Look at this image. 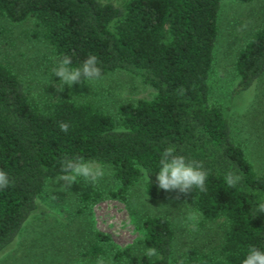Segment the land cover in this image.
I'll return each instance as SVG.
<instances>
[{
  "label": "trees",
  "instance_id": "16d2710c",
  "mask_svg": "<svg viewBox=\"0 0 264 264\" xmlns=\"http://www.w3.org/2000/svg\"><path fill=\"white\" fill-rule=\"evenodd\" d=\"M119 1L0 0V17L33 20L58 63L68 55L75 67L95 54L101 75L124 70L155 91L150 99L121 103L114 114L65 93L53 99L32 97L0 61V170L12 181L0 190V250L37 209L44 181L61 174L65 156L109 164L118 183L113 195L123 198L144 178L145 193L160 199L164 190L155 179L160 154L175 145L177 153L202 162L208 171L207 191L194 189L187 195L203 218L219 222L218 242L207 248L190 245L174 254L170 219L146 216L141 242L158 255L116 248L111 264H241L251 246L264 251V213L255 214L264 202V170L252 168L243 146L233 141L221 106L207 93L223 0ZM231 67L236 95L264 70V25L236 51ZM61 122L70 125L67 133L60 131ZM233 168L243 179L230 187L226 173ZM142 169L152 170L149 182ZM82 196L88 198L87 193ZM110 239L109 232L94 230L82 254L99 257L101 242Z\"/></svg>",
  "mask_w": 264,
  "mask_h": 264
},
{
  "label": "rangeland",
  "instance_id": "374dc122",
  "mask_svg": "<svg viewBox=\"0 0 264 264\" xmlns=\"http://www.w3.org/2000/svg\"><path fill=\"white\" fill-rule=\"evenodd\" d=\"M217 24L206 78L207 93L210 100L221 106L233 141L243 146L252 168L259 173L264 170V70L247 89L234 95L231 89L236 76L231 65L236 51L251 32L264 25V0L245 3L223 0ZM37 29L31 19L14 22L0 17V61L13 71L32 97L53 99L65 93L75 100L90 99L115 114L121 103L154 96V89L140 77L116 69L98 80L83 82L82 78L80 84L64 86L52 74L58 62ZM101 164L105 169L102 179L89 183L81 178L68 191L58 189L63 181L49 186L46 179L36 198L37 209L14 241L0 250V264H96L99 257L112 262L111 253L122 247L142 254L146 248L141 242V223L151 215L170 219L174 254L190 245L207 248L218 242L219 222L203 218L189 195L164 190L160 199H153L143 189L144 178L133 184L123 198L113 195L118 183L111 166ZM83 193L88 198L84 199ZM96 229L109 232L111 239L101 242L103 252L99 257L90 258L82 252L93 240Z\"/></svg>",
  "mask_w": 264,
  "mask_h": 264
},
{
  "label": "clouds",
  "instance_id": "9594fccd",
  "mask_svg": "<svg viewBox=\"0 0 264 264\" xmlns=\"http://www.w3.org/2000/svg\"><path fill=\"white\" fill-rule=\"evenodd\" d=\"M101 71L98 57L95 54H89L79 66L75 67L72 66L71 57L65 55L60 59L58 65L53 68L52 74L59 77V81H62L64 86H72L73 84H80L82 78L83 82L100 79ZM57 89L63 90V87H57ZM181 92H183V89H181ZM69 128L70 125L67 122L59 124L61 132L67 133ZM151 171L142 169L148 182ZM60 172L61 174L55 176V179L49 178V186L50 184L63 181V184L58 188L63 191H68L71 185L79 183L78 181L81 178L89 183H96L105 176L104 166L99 161L86 159L83 156H65L61 162ZM207 176L208 171L202 162L188 159L183 154L177 153L175 145H169L160 154L159 171L156 173L155 179L160 189L165 191L176 190L187 194L194 189L206 192L205 182ZM242 179L243 174L238 169L233 168L232 171L226 173V183L230 187L237 185ZM11 183L9 174L4 170H0V190L9 187ZM52 198L55 199L57 197L52 196ZM257 212L264 213V202L258 203L255 214ZM145 255L155 257L158 255V251L154 247H148L145 250ZM96 264H111V262L99 257ZM241 264H264V251L251 246Z\"/></svg>",
  "mask_w": 264,
  "mask_h": 264
}]
</instances>
